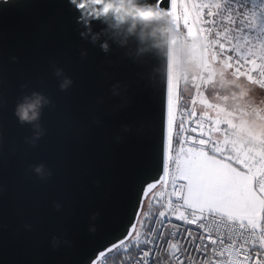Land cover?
<instances>
[{
    "label": "water",
    "instance_id": "95a60500",
    "mask_svg": "<svg viewBox=\"0 0 264 264\" xmlns=\"http://www.w3.org/2000/svg\"><path fill=\"white\" fill-rule=\"evenodd\" d=\"M54 2L0 11V264H86L123 228L125 174L145 159L151 134L141 99L160 67L156 54L167 47V22L118 21L110 11L82 34L74 17L49 6ZM82 3L102 11L96 0ZM104 3L152 7V0ZM129 29L121 47L133 56L120 59L114 42L123 35L115 33ZM137 53L149 62H135ZM37 98L38 118L21 123L18 106ZM147 163L162 174V159Z\"/></svg>",
    "mask_w": 264,
    "mask_h": 264
},
{
    "label": "snow or ice",
    "instance_id": "6c2138e0",
    "mask_svg": "<svg viewBox=\"0 0 264 264\" xmlns=\"http://www.w3.org/2000/svg\"><path fill=\"white\" fill-rule=\"evenodd\" d=\"M26 2L0 0V11L6 6L23 8ZM96 3L103 5L102 11L84 6L82 0H55L49 6L74 17L82 34L91 33L99 16L110 11L118 21L163 18L169 27L167 47L156 54L160 67L141 99L151 134L145 159L133 163L125 174L124 226L86 264H101L108 254L139 242L145 209L157 196L162 202L152 223H168L173 230L165 234L148 227L147 247L136 264H160L154 253L162 251L172 264H185V260L196 264L194 257L185 254L209 249L219 257L215 264H264V100L259 107L249 100L251 86L264 89V0H152L148 8ZM130 32L115 33L123 35L114 42L120 59L133 56L121 47ZM102 34L111 38L108 32ZM92 39L99 40L100 34ZM102 47L109 51L107 42ZM135 62L149 60L141 61L137 53ZM226 77L237 91L209 99L207 87H224ZM242 80L247 84L238 83ZM181 81L191 102L187 111L195 124L191 132L198 135L176 141L179 147L175 148ZM3 91L0 87V95ZM184 123L182 119L179 128L187 131ZM151 156L162 159V174L150 170L147 158Z\"/></svg>",
    "mask_w": 264,
    "mask_h": 264
},
{
    "label": "built area",
    "instance_id": "2783aa9c",
    "mask_svg": "<svg viewBox=\"0 0 264 264\" xmlns=\"http://www.w3.org/2000/svg\"><path fill=\"white\" fill-rule=\"evenodd\" d=\"M183 120L185 121L184 128L187 129V131H183L180 129V132L177 137V141L182 140L188 136L196 137L198 135V133L191 132V127H194L195 124L194 122L189 121V118L187 115L185 116ZM178 147H179V144L177 143L175 148H178ZM160 202H162V198L157 196L151 201V206L148 207V209L145 211L144 213L145 222H144V226L140 229L141 235L139 238V242H134L133 244L129 245L126 249L116 250L113 253L108 254L107 257L101 261V264H136V261L139 259L140 254H142V251L145 250L147 247L144 244V240L146 239L148 235L146 232V229L148 227L155 228L158 231L164 232L165 234L173 230L171 224L165 223L163 226H161V225L152 223L153 217H158V210H159ZM173 222L181 223L178 221H173ZM189 227H192L193 229L195 228L194 225L189 226ZM154 255H155V258L160 260V264H172L171 258L168 256L166 252L162 251L158 255H156L155 253ZM185 255L186 256L191 255L192 257H194V261L196 262V264H199L200 261L207 260L209 258L211 259L212 264H215V261L219 259V257L215 256L212 253L211 249H209L207 253H196L194 251H191L189 253H186ZM185 264H189V261L185 260Z\"/></svg>",
    "mask_w": 264,
    "mask_h": 264
},
{
    "label": "rangeland",
    "instance_id": "374dc122",
    "mask_svg": "<svg viewBox=\"0 0 264 264\" xmlns=\"http://www.w3.org/2000/svg\"><path fill=\"white\" fill-rule=\"evenodd\" d=\"M225 80H226V83L224 87H221L219 84H216L215 87H213L212 85H209L207 87L206 95H208L209 99H212L213 97H215L217 93L224 94V93H228L229 90L237 91L235 85L229 82L228 77H226ZM238 83H243L246 85L247 81L242 80V81H238ZM183 91H185V84L183 81H181L180 91L178 92V98H177V128L174 129V137H175L174 145H173L174 147L177 145L176 141H177L178 134L180 132V128H179L180 121L185 118V116L187 115V111L191 109V102H190L189 107L186 108L187 111L186 110L182 111L181 106L179 107L181 93ZM249 100L253 102L255 106H258V107L261 106L260 102L264 100V92L262 91V89H259L258 87H255V86H251L250 92H249ZM197 109H198V114H199V106H197ZM147 209L148 207L145 209V211Z\"/></svg>",
    "mask_w": 264,
    "mask_h": 264
},
{
    "label": "clouds",
    "instance_id": "9594fccd",
    "mask_svg": "<svg viewBox=\"0 0 264 264\" xmlns=\"http://www.w3.org/2000/svg\"><path fill=\"white\" fill-rule=\"evenodd\" d=\"M72 2L75 3L76 0H72ZM57 74H59V72ZM69 83H70V78H67L66 83L61 84V86H60L61 90L62 91L65 90L67 84H69ZM39 103H40L39 98H37V99L32 100V101H26L25 103L18 106L16 115L18 116L19 121L21 123L35 121L38 118L37 109L39 107ZM41 135H42V133L38 129L34 132V137L37 140L41 137ZM43 167H44L43 165H37L34 168V171L37 174H40L42 172ZM49 175H51V172H49ZM58 208H59V205H57V209Z\"/></svg>",
    "mask_w": 264,
    "mask_h": 264
},
{
    "label": "trees",
    "instance_id": "16d2710c",
    "mask_svg": "<svg viewBox=\"0 0 264 264\" xmlns=\"http://www.w3.org/2000/svg\"><path fill=\"white\" fill-rule=\"evenodd\" d=\"M262 91L264 92V90L262 89ZM189 107L190 105V99L188 97V93L187 91H183L181 93V98H180V103H179V107L181 106V110L184 111L186 110V106ZM187 111V110H186Z\"/></svg>",
    "mask_w": 264,
    "mask_h": 264
}]
</instances>
